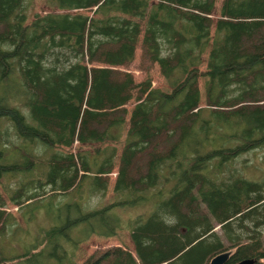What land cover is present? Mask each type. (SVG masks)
<instances>
[{
	"label": "trees",
	"instance_id": "1",
	"mask_svg": "<svg viewBox=\"0 0 264 264\" xmlns=\"http://www.w3.org/2000/svg\"><path fill=\"white\" fill-rule=\"evenodd\" d=\"M31 1L0 0V238L16 228L8 203L26 218L76 190L104 198L116 169L115 201L64 205L62 224L0 264H210L230 249L226 264H264V180L238 168L264 150V0H222L216 19L217 0H44L61 12L28 22ZM137 50L168 91L118 70ZM121 142L116 166L108 144ZM75 143L101 148L57 151ZM142 204L133 220L116 214ZM122 229L134 255L75 261L71 248Z\"/></svg>",
	"mask_w": 264,
	"mask_h": 264
},
{
	"label": "rangeland",
	"instance_id": "2",
	"mask_svg": "<svg viewBox=\"0 0 264 264\" xmlns=\"http://www.w3.org/2000/svg\"><path fill=\"white\" fill-rule=\"evenodd\" d=\"M222 0H217L215 5V16L213 19H216L218 16V10L220 7V3ZM60 13L61 11H51L48 9L44 3V0H32L28 7V22H31L34 15H45L49 13ZM88 14V12H86ZM90 15V14H88ZM140 50H137L135 55V60L133 64L126 69L118 68L120 71H125L130 73L134 81L136 83H141L149 80L151 82L152 88H157L163 91H168V84L166 80L160 76V72L157 66H154L151 70L142 71L136 68L139 63ZM206 59V56L204 57ZM201 71L206 70V63H203L200 68ZM204 78L200 80V92L202 96L201 106H204V90H203ZM135 103L131 101L129 105L126 106V109L130 111ZM21 112L24 115H27L28 112L24 108H20ZM124 139V138H123ZM19 141H15L18 144ZM109 147H115L117 150V158L115 159V165L117 166L118 156L122 149V142L119 144H108ZM105 147V146H103ZM35 152H39L41 147ZM101 148L99 144L93 146H81L78 143H75L71 149L69 148H57V151L61 153H72L76 154L78 152L84 151L89 153L90 156H96V149ZM245 161L247 164L243 166L242 162ZM238 168L245 169V176L250 180H264V150H257L253 153H247L241 156L238 160ZM116 169L109 175L108 187L106 190V194L104 198L100 196L92 197L90 199V195L86 189H84L81 193L79 191H75L73 194L75 199L72 197L66 200L64 196L58 197L56 202L52 203L51 200H47L43 203L42 207H33L27 208L25 210V215L23 218L21 212L17 210L13 205L8 203L5 210L10 213L15 220V227L11 226L12 229L8 230L4 237L0 238V253L5 256H15L21 254L28 250L30 246L33 244L36 236L41 230L49 229L53 226H59L64 221V218L67 214V209L64 208L66 204H74L82 207L85 203V208L90 209L91 207H96V205H101V208L107 204H110L115 201V194L113 192L114 181L116 178ZM11 189L15 188V183L9 185ZM48 190V188L46 189ZM89 190V189H88ZM2 188L0 186V193H2ZM154 193V192H152ZM152 193L150 195H152ZM66 200V201H64ZM151 210V206L149 204H142L137 207H132L129 209H123L116 211V214L123 220L127 221L128 219L133 220L138 215L148 214ZM71 211V210H70ZM63 221V222H62ZM62 222V223H61ZM215 232L220 236L222 241H225L219 226L215 227ZM262 241L264 243V232H262ZM112 247H120L125 251L130 252L134 255V248L132 242L130 240L129 230L122 229L117 232L115 237H98L91 236L87 241L79 244L76 250L71 248V251L76 255L75 261L81 263L84 259H86L92 253L98 250H104ZM70 249V248H69ZM235 250L230 249L227 252L232 254ZM1 259V257H0Z\"/></svg>",
	"mask_w": 264,
	"mask_h": 264
},
{
	"label": "water",
	"instance_id": "3",
	"mask_svg": "<svg viewBox=\"0 0 264 264\" xmlns=\"http://www.w3.org/2000/svg\"><path fill=\"white\" fill-rule=\"evenodd\" d=\"M230 258V253L225 252L223 254H220L216 257H214L211 261L210 264H226L228 259ZM256 261L254 259H244L236 264H255Z\"/></svg>",
	"mask_w": 264,
	"mask_h": 264
},
{
	"label": "bare ground",
	"instance_id": "4",
	"mask_svg": "<svg viewBox=\"0 0 264 264\" xmlns=\"http://www.w3.org/2000/svg\"><path fill=\"white\" fill-rule=\"evenodd\" d=\"M223 254V253H222ZM218 256V255H217ZM216 257V256H215Z\"/></svg>",
	"mask_w": 264,
	"mask_h": 264
}]
</instances>
